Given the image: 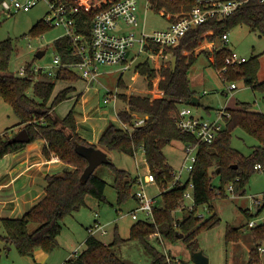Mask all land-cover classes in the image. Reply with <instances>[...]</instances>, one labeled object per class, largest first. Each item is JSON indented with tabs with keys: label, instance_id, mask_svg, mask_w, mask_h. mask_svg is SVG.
I'll list each match as a JSON object with an SVG mask.
<instances>
[{
	"label": "trees",
	"instance_id": "trees-1",
	"mask_svg": "<svg viewBox=\"0 0 264 264\" xmlns=\"http://www.w3.org/2000/svg\"><path fill=\"white\" fill-rule=\"evenodd\" d=\"M65 1L78 4L77 0ZM87 1L91 6H79L76 27L79 33L89 38L91 18L96 12L108 7L113 0ZM240 1H242L241 5L228 17L209 18L188 30L176 46L165 48V52L176 57V63L172 69L169 60L158 70L160 96L152 97L148 93L139 92L128 95L120 92L118 98L123 100L127 106L117 110V118L120 121L132 124V113L146 115L147 118L142 125L135 126L130 132L109 122L101 131L96 144H89L76 134V122L72 110H69L62 118L54 113V107L67 99L68 93L73 90L71 86L58 91L48 104L57 80H78L80 77L65 69L58 70L52 78L42 76L35 80L8 74L6 72L13 47L9 39L0 41V100L11 106L19 119L18 125H22V128L27 130L29 142L43 139L45 141L43 154L46 157L53 153L62 162L72 166V170L58 172L61 176H57L58 173L46 175L44 196L23 215L0 218L5 231L3 235H0V240L13 245L21 255L33 259L37 248L51 251L57 245V236L62 229L64 217L84 205L87 195L98 201L105 200L106 182L95 172L88 177L86 182H80L79 178L87 161L75 152V142L92 145L102 149L105 153L118 151L133 155L135 150L142 149L148 170L162 189L173 180L172 172L174 171L166 161L163 148L174 140L182 144H197L195 162L189 175L193 184L194 204H206L211 210L213 200L226 196L228 184L232 185V193L244 194L245 186L255 171L254 166L259 164L264 168V113L253 110L249 103L226 108L229 117L225 119L223 128L211 143H200L194 135L181 132L175 120L179 105L183 102L189 103L194 96L189 83L188 70L195 60L193 50L196 47L204 40L221 38L224 33H228L234 27L243 25L264 38V5L258 0ZM195 4L196 0H152L151 8L170 19L167 12L174 14L188 11ZM49 28L50 25L41 19L29 29V33L37 36ZM53 48L62 62L78 59L72 53V42L67 36L54 39ZM185 52H190V54L187 56ZM229 53L230 50L224 46L213 52L211 65L216 71L224 66V60ZM258 66V56H253L243 63L228 67L221 77L227 80L241 77L252 89L262 90L264 81L259 83L256 81ZM135 71L146 79V85L151 88V80L155 77L156 70L149 61L144 60L137 63ZM27 72L29 73V70ZM117 86L121 89L126 88L121 76L118 78ZM28 92L31 94L29 95ZM205 109L209 110L208 107ZM236 128H241L257 140V145L246 156L231 146V133ZM68 134H71L72 138L69 139ZM8 139L7 136L0 135V157L24 144L9 143ZM106 165L114 174L112 185L116 190L117 201L120 202L133 196L130 192L137 185V177L128 176L125 170L116 168L111 161ZM217 169H219L218 174H216ZM214 177L219 178L218 186L212 184ZM184 188V184L173 185L160 192L163 206L153 208L154 222L138 220L130 227L129 238L138 239L143 247L155 257V261H165V259L147 240L150 234L158 232L161 236L175 239L177 232H182V238L190 243L192 251H196L198 250L197 244L192 241L196 234L203 228L216 225L219 221L215 213L202 220L203 218L196 216L193 210L183 214L178 219V227L175 228V217L172 211L184 210L182 206ZM243 213L247 218L245 210ZM29 223L36 224L32 231L28 230ZM249 230L253 243L249 253L255 255L257 245L264 241V226ZM226 231L228 239L237 238V228L228 227ZM122 241L123 239L116 230L110 243H104L95 236L88 235L84 240L83 250L67 258L64 263L125 264L113 250V247ZM253 263L256 261L249 259V264Z\"/></svg>",
	"mask_w": 264,
	"mask_h": 264
},
{
	"label": "rangeland",
	"instance_id": "rangeland-1",
	"mask_svg": "<svg viewBox=\"0 0 264 264\" xmlns=\"http://www.w3.org/2000/svg\"><path fill=\"white\" fill-rule=\"evenodd\" d=\"M139 6H143V1H141ZM49 12L46 0H38L28 11L20 10L13 14L3 12L0 7V41L9 39L13 47L6 73L16 75L20 68L29 63L42 66L52 62L55 54L53 40L60 36L62 29L50 25V28L43 31L40 35L36 36L29 33V29L38 20H44ZM167 24L168 19L162 14L157 13L153 8L147 10V31L151 32L160 29L165 25L167 26ZM214 40L217 42L216 46H219V37L214 38ZM223 45L246 60L253 56H258L259 66L256 73V81L258 83L264 81V38L251 31L247 26H237L228 32V40ZM39 49H46L45 54L41 58L36 57V52ZM132 49L136 50V46ZM131 56L132 52L129 53L128 58ZM141 61L143 62L144 60ZM151 64L153 66L152 62ZM120 67V64L98 65L99 75L97 80L90 83L88 89H84V84L80 79L76 83L78 89L82 90L83 98H86L83 106L88 108L90 105L95 106L97 104V109L100 107L107 109L109 121L116 126L119 125V121H117L115 113L111 109V102L108 104L102 102L106 95L115 90L118 91V94L123 92L128 95L139 92L157 97L159 94L157 88L160 77L157 67H154L156 75L151 80V88L146 85V79L135 71V65H132L129 70L123 73ZM70 71L77 74L76 69ZM134 73L139 76L135 82H133ZM120 76L123 84L126 85L125 89L117 86ZM188 77L190 87L194 91V97L198 98L199 103L193 105L184 102L181 105H186L194 115L202 117L205 121L215 120L218 110L225 108L228 103V107L231 108L232 106L241 105V103H249L253 110L264 113V89H252L241 77L233 80L223 79L203 53L195 57L188 70ZM142 78L145 80L143 81ZM75 81L77 80H57L48 104L58 91L67 86L68 83ZM131 82H133L132 88L129 87ZM231 82H234L237 87L233 90H228ZM28 94L30 95L31 93L28 92ZM118 99L116 106L121 109L124 107L125 102L120 98ZM103 105L106 107H103ZM83 106L81 102L74 103V100L65 99L54 107V113L57 117L62 118L69 110H72L74 117L75 115L80 116L85 110ZM206 107H209L208 112L205 109ZM131 115L139 116L136 113ZM18 123L19 119L14 114L11 106L0 100V125L7 129L5 136L8 138L14 136L17 133L15 127H19ZM256 145L257 140L241 128H236L232 131L231 146L240 154L248 155ZM163 152L167 163L174 171H179L184 164L182 143L174 140L163 148ZM51 154L54 155L53 153ZM106 154L113 165L118 169L125 170L128 176H142L147 173L145 158L141 149H138L134 155L118 151H110ZM94 172L106 182L104 201H98L96 198L87 195L84 205L64 217L62 229L57 236V245L51 251L37 248L34 251V260L29 256L21 255L13 245L6 244L0 240V264H62L77 246L79 252L83 250L85 247L84 240L89 235L87 228L95 221L103 225L106 230V234L96 233L94 235L100 241L110 243L113 240L115 230L123 239L120 244L113 247V250L125 264H194L190 243L182 237L174 239L162 236V241H158L153 234L147 237L149 243L156 248L159 254L164 256L165 261H155V257L143 247L138 239L129 238L131 225L138 220L146 221L145 214L142 211H138V219H132L130 212L137 206V201L133 196L120 202L117 201L116 190L112 185L114 174L106 164L99 165ZM187 180L188 172L184 170L180 178L182 184L185 185L183 194L189 192L191 195L183 197L184 210L177 209L172 211L174 219H180L183 214L188 213L187 209L190 207H194L195 215L201 216L202 220L215 213L219 219L218 223L201 229L192 241L197 244L198 250H201L203 255L208 258V264H249V251L253 243L250 230L246 226L247 218L243 210L251 206L250 196L264 197V168L255 170L251 174L245 186L244 194H234L226 190L225 197L212 201L211 210L206 204H194L192 190ZM212 184L218 186L219 178L214 177ZM160 188L161 185L157 182H150L144 185L147 196L154 198L153 208L163 206V198L159 193ZM137 189H139V186H134L130 194L133 195ZM35 226V223H29L28 230L32 231ZM228 227L238 229L236 239L227 238L226 230ZM4 233V228L0 223V235ZM38 252H40L39 256H37ZM258 255L259 259L257 253L251 255L255 257L256 261L253 264H264V252L259 251Z\"/></svg>",
	"mask_w": 264,
	"mask_h": 264
},
{
	"label": "built area",
	"instance_id": "built-area-1",
	"mask_svg": "<svg viewBox=\"0 0 264 264\" xmlns=\"http://www.w3.org/2000/svg\"><path fill=\"white\" fill-rule=\"evenodd\" d=\"M38 0H1L0 7L3 12L13 14L17 11H28ZM103 0H99L101 2ZM143 1V6L139 4ZM264 5V0H258ZM49 7V13L44 19L53 27H60L62 33L59 37L67 36L72 42V53L78 57L75 61L62 62L58 54H54L52 62L45 65H35L29 63L17 71L19 77H29L39 79L42 76L52 78L60 69L70 71L77 70V75L84 79L87 84L97 80L99 75L98 65L100 64H120L121 72H125L136 65L141 60H147L154 68H160L166 64L171 55L165 52V48L176 46L184 34L196 26L202 24L212 17L224 19L232 14L242 3L240 0H196V4L188 11L180 13H168L170 19L166 27L147 31L146 30V14L151 8L152 0H113L108 7L98 11L91 18L89 28V38L79 33L76 27L77 14L80 11L79 6L85 5L90 7L87 0H77L78 4H71L65 0H46ZM223 42H227L228 33L221 36ZM136 46V50L132 49ZM157 46V48H155ZM156 49V50H155ZM132 56L129 57V53ZM244 57L239 56L236 52L230 50V53L224 60V66L217 70L219 75L225 72L228 67L245 62ZM29 70V73L27 72ZM71 72V71H70ZM237 86L231 82L228 90H233ZM118 100V91L106 95L102 102L108 104L111 102L115 106ZM184 103V102H183ZM182 103V104H183ZM229 117V112L226 108L218 110V115L215 120L205 121L202 117L196 116L186 105H179L176 113V125L181 132L192 134L200 143H211L215 140L218 132L223 128L225 119ZM147 118L144 116H132V124L119 121V127L130 132L135 126L142 125ZM184 152V164L179 171H173V180L166 188L173 185H181L180 181L182 172H188V184L193 190V184L189 179L190 172L196 158L197 144L185 143L182 144ZM142 150V149H141ZM137 151H134V154ZM133 154V155H134ZM51 159L60 160L55 154ZM51 162V160H49ZM255 170L262 169L259 164L254 166ZM155 182L153 174L147 169V173L138 176L137 189L133 193V197L137 201V206L131 210L132 219H138V211L145 214V220L154 222L153 217V197L147 196L144 185L146 183ZM166 188H160V192ZM185 189V188H184ZM226 190L232 193V185L228 184ZM184 191V190H183ZM159 192V193H160ZM191 194L182 193L183 197H189ZM193 198V194H192ZM251 206L244 209L248 215L246 226L249 229L264 226V197L250 196ZM184 207V205L182 204ZM193 211L194 207L187 209ZM198 217H201L198 215ZM174 227H178V220H175ZM89 235L94 236L96 233L106 234L103 225L95 221L88 228ZM158 241L163 238L158 232L152 233ZM264 241L260 242L256 247V253L259 259L258 252H264ZM79 250L71 255H76ZM250 259L255 260L254 256L250 255ZM62 264H65L64 262ZM176 264V263H174Z\"/></svg>",
	"mask_w": 264,
	"mask_h": 264
},
{
	"label": "crops",
	"instance_id": "crops-1",
	"mask_svg": "<svg viewBox=\"0 0 264 264\" xmlns=\"http://www.w3.org/2000/svg\"><path fill=\"white\" fill-rule=\"evenodd\" d=\"M216 43L217 42L214 39L204 40L201 45L193 50V55L197 56L203 53L210 61V64H212L213 52L222 46L226 47L223 45L225 43L221 38H219V46H216ZM226 48L229 49L228 47ZM185 54L188 56L190 52H185ZM138 77L139 76L134 73L133 82L137 81ZM79 79L84 84V89H88L90 84H87L82 78ZM79 79L75 82H67L68 85L65 87L71 86L73 88V90L68 93L67 99L74 100V103L81 102L83 106L86 102V98H83L82 90H79L78 85L76 84L80 81ZM142 80L144 81L145 79L142 78ZM133 82L129 84L130 88L133 87ZM157 91L159 92L157 95L158 97L161 95V91H159L158 88ZM116 104L115 106L112 105L111 109L115 113L117 119V110L119 107L117 108ZM228 104L225 108H231L228 107ZM96 105H90L88 108L83 106L85 109L84 113L80 116L75 115L74 117L76 122V134L89 144L97 143L101 131L110 122V119L107 117L108 110L102 107L97 109ZM103 107L106 106L103 105ZM234 107L237 106H232V108ZM206 111L208 112V110ZM15 128L18 132L22 129V125ZM6 131V127L4 128L0 125V135H5ZM44 146L45 141L43 139H36L31 142H26L15 150L0 157V218L20 217L44 196L46 175L72 170L71 165L62 162L61 160H52L51 153L46 157L43 154ZM49 160H51V162ZM138 176L139 175L136 177L138 178ZM75 250H79L78 246ZM74 252L69 254V257ZM39 253L40 252H38L37 256H39Z\"/></svg>",
	"mask_w": 264,
	"mask_h": 264
},
{
	"label": "water",
	"instance_id": "water-1",
	"mask_svg": "<svg viewBox=\"0 0 264 264\" xmlns=\"http://www.w3.org/2000/svg\"><path fill=\"white\" fill-rule=\"evenodd\" d=\"M46 52V49H39L36 52V57L41 58ZM176 63V57L172 56L171 58V67L174 69ZM190 104L196 105L198 104V98L192 97ZM68 138H72L71 134H68ZM9 143H26L29 142V135L25 128H22L18 131L14 136L8 139ZM74 150L77 154L84 157L87 161V165L83 169L80 175V182L84 183L88 179V177L94 172V170L101 164H108L110 160L107 157V154L100 148L94 147L92 145H85L78 142H75ZM236 167V166H234ZM219 169L216 170V174H218ZM57 176H61V173L56 174ZM177 237H183L182 232H177ZM192 261L194 264H208V258L205 257L201 250L193 251Z\"/></svg>",
	"mask_w": 264,
	"mask_h": 264
}]
</instances>
